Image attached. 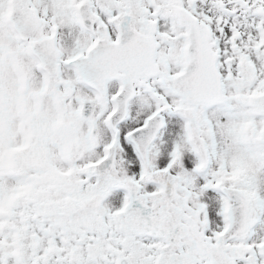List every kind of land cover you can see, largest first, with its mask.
<instances>
[{"label":"snow or ice","instance_id":"1","mask_svg":"<svg viewBox=\"0 0 264 264\" xmlns=\"http://www.w3.org/2000/svg\"><path fill=\"white\" fill-rule=\"evenodd\" d=\"M0 264H264V0H0Z\"/></svg>","mask_w":264,"mask_h":264}]
</instances>
